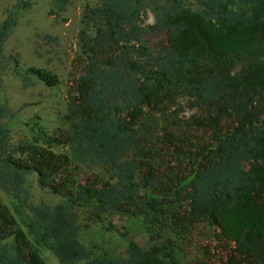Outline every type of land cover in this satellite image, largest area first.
Returning <instances> with one entry per match:
<instances>
[{
  "label": "rangeland",
  "instance_id": "rangeland-1",
  "mask_svg": "<svg viewBox=\"0 0 264 264\" xmlns=\"http://www.w3.org/2000/svg\"><path fill=\"white\" fill-rule=\"evenodd\" d=\"M174 1L194 6L192 0H150L141 37L104 53L93 48L92 57L80 47L79 34L83 27L90 42L95 38L91 12L97 0H68L61 9L53 6V0H26L25 9L14 13L16 26L0 57V125L11 146H41L40 137L46 136L50 148L70 161L51 189L35 175L27 176L26 196L20 203L0 191L3 205L29 244L33 245L25 228L28 208L67 206L60 194L85 188L93 203L70 212L77 216L78 241L90 256L76 264L104 256L125 258L129 245L154 252L166 244L172 248V264H264V209L256 208L261 214L259 227L233 222V214L213 207L211 221L184 215L189 200L185 181L192 175L191 166L198 154L214 145L216 132L233 131L235 118L230 112L211 109L205 97H176L148 85L139 122L108 150L94 144L83 130L88 106L81 75L89 67L106 69V62L126 68L125 48L141 44L153 58L167 60L171 33L166 15ZM15 3L0 0V26ZM128 59L145 71H154L141 53H130ZM31 69L55 76L59 85L47 87L28 74ZM132 79L141 85L140 76ZM252 102L262 125L211 159L221 182L233 188H264V93L255 95ZM121 117H126L125 112ZM99 202H110L114 214H96ZM255 234L259 243L252 252L248 245ZM0 246L5 252L19 249L17 238L5 229L1 218ZM39 253L46 264H59L50 249H39Z\"/></svg>",
  "mask_w": 264,
  "mask_h": 264
},
{
  "label": "trees",
  "instance_id": "trees-1",
  "mask_svg": "<svg viewBox=\"0 0 264 264\" xmlns=\"http://www.w3.org/2000/svg\"><path fill=\"white\" fill-rule=\"evenodd\" d=\"M149 1L97 0L98 6L91 12L95 38L90 42L82 27L79 34L82 50L92 57L93 48L104 53L141 37L145 32ZM192 1V7H184L177 1L168 7L166 24L171 44L167 60L153 58L141 44L125 48L126 68L106 62V69L99 71L89 67L81 75L80 84L87 86L88 106L83 130L93 137L94 144L108 150L139 122L148 85L156 92L168 91L176 97L189 96L196 100L205 97L211 109L230 112L236 126L229 133L216 132L214 145L196 156V164L191 166L192 175L185 181L189 200L184 215L196 221H211L213 215L209 209L213 207L233 214V222L242 220L259 227L261 214L256 208L264 209V188L224 185L211 159L221 150L237 146L246 134L262 125L252 98L264 93V0ZM67 3L68 0L52 2L58 9ZM26 5V0H16L15 6L6 13L0 26V57L3 44L16 26L14 13L25 9ZM130 53L145 55L154 71H145L130 63ZM28 74L49 88L59 85L55 76L44 71L31 69ZM133 76L142 78L141 85L135 83ZM124 112L125 118L121 117ZM40 141L41 146L22 143L13 147L6 129L0 125V191L17 203L26 196L23 186L27 176L35 175L51 189L55 178L70 163L66 155L56 154L50 148L49 138L42 136ZM60 196L67 206L28 208L30 219L25 228L33 245L26 241L0 199L2 225L19 242V249L13 252H5L0 246V264H46L39 249H50L59 264H76L90 256L78 241L77 216L70 210L87 207L94 198L85 188L69 189ZM150 201L161 203L154 198ZM109 203H96L94 212L114 214ZM257 238L255 234L254 242L248 245L252 252L258 249ZM171 255L169 244L154 252L129 245L125 258L104 256L91 259L87 264H172Z\"/></svg>",
  "mask_w": 264,
  "mask_h": 264
}]
</instances>
